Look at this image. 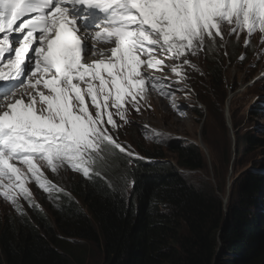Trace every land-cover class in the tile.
<instances>
[{"label":"snow or ice","instance_id":"snow-or-ice-1","mask_svg":"<svg viewBox=\"0 0 264 264\" xmlns=\"http://www.w3.org/2000/svg\"><path fill=\"white\" fill-rule=\"evenodd\" d=\"M225 27L246 32L245 46L264 36V0H0V197L23 214L30 181L56 188L41 164L91 178L116 150L132 157L114 116L129 123L126 104L139 112L148 85L170 94L147 69L162 71V56L182 61L170 67L181 77L185 57L223 41ZM90 39L113 45L106 58L87 61L100 51Z\"/></svg>","mask_w":264,"mask_h":264},{"label":"trees","instance_id":"trees-1","mask_svg":"<svg viewBox=\"0 0 264 264\" xmlns=\"http://www.w3.org/2000/svg\"><path fill=\"white\" fill-rule=\"evenodd\" d=\"M237 44L240 52L235 46L229 51L228 44L225 54L242 61L246 46ZM205 76L204 94L211 99V89L221 90L222 103L227 94L221 66L213 60ZM200 101L212 114L208 102ZM192 110L202 116L199 107ZM262 111L264 101L255 108L257 116ZM230 122L234 165L264 148V131L252 134L232 113ZM137 147L139 154L132 157L116 150L94 166L91 178H73L67 191L57 192L51 217L36 205L28 214L0 216V264H264V166L253 165L233 178L224 203L222 168L229 156L211 161L212 182L186 174L207 170L196 142L155 140ZM82 243L90 246L87 258L72 251H80Z\"/></svg>","mask_w":264,"mask_h":264},{"label":"rangeland","instance_id":"rangeland-1","mask_svg":"<svg viewBox=\"0 0 264 264\" xmlns=\"http://www.w3.org/2000/svg\"><path fill=\"white\" fill-rule=\"evenodd\" d=\"M226 31L227 29L225 28ZM240 35L245 36L237 38L234 35L227 42L225 40L221 41L222 46L220 48L215 47L214 44H208L207 47L210 52L205 49L199 51L196 55L188 54L191 66H184L190 73L186 80L188 84L180 81L177 83L178 80L171 78V70L169 74L164 71H158L157 74L165 81L163 82V92L170 94H162L159 87L153 89L147 100L139 101L140 111H136L134 115H131L128 119L130 122L127 124L117 118L118 116H114L117 124L120 125L112 132L117 142L121 143L127 151L132 152L134 155L139 154L137 150L139 142L143 145H150L155 140L168 141L171 139L196 142L198 145L199 142H202L204 149L199 146L206 157L207 170L205 169L202 172L186 171V174L196 178L210 177V180L214 182L211 161L223 155L229 156L231 158L230 164L227 168H222L225 170L226 175V185L223 192L225 197L229 191L227 184H231L233 178L240 172L253 165L264 166V148H257L254 152L243 155L234 165L231 163L233 161V133L230 132L226 117L230 122L232 113L236 120L241 121L242 124L246 123V127L250 125V132L252 131L251 133L256 136H260L262 131H264V113L262 111L257 116L255 112L257 103L264 101V43L261 42L264 36L259 31L255 32L251 36L253 39L250 38V43L246 46V50L243 53L246 59L239 61V56H234L233 58L231 53L226 55L225 47L231 44L232 46L229 49L231 51L234 46L235 48L240 46L237 42H241V39H248L245 38L247 36L246 32H242ZM212 46L214 48L211 51ZM242 50L243 48H241ZM237 51L240 52L239 49ZM257 52L258 55L256 57ZM159 58L164 59L167 67L175 65L174 63L177 64L176 60L165 59L162 56H159ZM213 60L221 66L224 74L222 80L227 97L222 103H219L218 99L222 98L223 91L211 89V99H208L207 94H204V90L207 88L206 83L209 81L205 76V71L212 65ZM200 99L208 102L210 107H212V114H209ZM192 104L200 108L201 117L193 112ZM214 104H219L220 106L217 107ZM221 110L222 115H220ZM108 127L110 128V125ZM155 132L160 133V136L157 137ZM205 142L211 145V150L207 148ZM42 171L47 179L56 185V188L46 192L39 188L34 180L30 181L27 187L31 191V201L39 200V209L44 211L47 217H51L50 203L54 198L53 193L57 189H69L71 180L82 173L72 171L67 167H61L57 173H53L47 167L42 166ZM117 184L119 183L117 182ZM18 203L21 209L24 210L23 213L28 214L29 202L23 196H20ZM10 214L19 216L20 212L10 202L0 197V216L3 217V215L8 216ZM79 248L80 251H77V247H74L72 251L77 256L84 255L87 258L90 246L82 243ZM74 264L79 263L74 261ZM91 264L94 263L91 262Z\"/></svg>","mask_w":264,"mask_h":264},{"label":"clouds","instance_id":"clouds-1","mask_svg":"<svg viewBox=\"0 0 264 264\" xmlns=\"http://www.w3.org/2000/svg\"><path fill=\"white\" fill-rule=\"evenodd\" d=\"M225 28H226V27H225ZM226 29H227V28H226ZM235 36H236V35H235ZM242 36H245V35H239V38H241ZM231 37H234V35H233V36H229V35L227 34V31H226V32H225V38H224L225 42H227L228 40H230ZM245 38H248V35H247ZM251 39H253V38L251 37ZM224 40H223V41H224ZM244 41H245V39H241V43H244ZM88 43H89L90 45H92L95 49H98V50H100V51H104V52H105V57H102V56L100 55V51H96V52L90 53L89 56L87 57V61H88V62H91V61L96 60V59L106 58V56H107V52H106V50L113 46V45H111V44H107V43H98V42H96V41H94V40H91V39L88 41ZM219 43H221V40L218 38V39H216L214 46L220 48L222 44L219 45ZM208 44L211 45V42H208V43L205 44L204 50L206 49V51L209 50L208 47H207ZM244 44H245V43H244ZM256 54L258 55V52H257ZM158 58H159V56H158ZM164 63H165V62H164ZM177 64H178V62H177ZM168 65H169V64H168ZM147 71H148L152 76H154V77L158 78L159 80L165 82L164 79H163L160 75L157 74V72L160 71V70L147 69ZM163 71H164L166 74H169V73H170V66H168L167 68L164 67L163 70H162L161 72H163ZM185 71H187L186 68H183L182 72H185ZM173 74H174V73H172L171 78H173ZM263 75H264V74H263ZM186 84H188V83L186 82ZM152 91H153V88L151 87V85H148V91H147V93H146V99H145V100H147V99L149 98L148 96H149V94L152 93ZM187 98H189V97H187ZM88 103L90 104V101H88ZM192 106H193V104H192ZM126 107L128 108V111H127V113H126V116H127V119H129V118L131 117V115H134V114L136 113V111H135V109L132 108L131 104H126ZM91 110H92V109H91V107H90V111H91ZM113 111H115V110L113 109ZM117 118H119V117H117ZM199 143H200V142H199ZM199 145H200V144H199ZM42 166H43V164H41V168H42ZM262 170H264V169H262ZM78 176H80V177H82V178L85 177V176H83L82 174H80V175H78ZM62 191H63V190H62ZM65 191H67V190H65ZM57 192H58V190H56V191L53 193L54 198H53L52 202L50 203V205L53 203L55 197L57 196ZM32 205H36V206H38V207L40 208V202H39V200H36V199H35V202L32 201ZM32 205H29L27 210H29V208H31ZM23 211H24V210H23ZM18 215H20V214H18Z\"/></svg>","mask_w":264,"mask_h":264},{"label":"water","instance_id":"water-1","mask_svg":"<svg viewBox=\"0 0 264 264\" xmlns=\"http://www.w3.org/2000/svg\"><path fill=\"white\" fill-rule=\"evenodd\" d=\"M226 122H227V125H228L229 129H230V132L233 133V132H232L231 125H230V122H229V120H228L227 117H226ZM232 139H233V142H232V144H233L232 160H233L234 157H235V153H236L235 148H234V136H232ZM199 144H200V146L202 145L201 142H200ZM262 169H263V168H262ZM229 186H230V183L227 184V188H229ZM228 195H229V191L227 192V197H224V198H223V202H224V203H226L227 198H228ZM226 217H227V213H226V211H225L224 219H223V222H222V225H221L220 230H222V229L224 228V226H225V223H226Z\"/></svg>","mask_w":264,"mask_h":264},{"label":"bare ground","instance_id":"bare-ground-1","mask_svg":"<svg viewBox=\"0 0 264 264\" xmlns=\"http://www.w3.org/2000/svg\"><path fill=\"white\" fill-rule=\"evenodd\" d=\"M185 58H187L189 61H190V59L188 58V56H186ZM182 59H184V58H182ZM177 61V60H176ZM175 61V62H176ZM178 62V64L179 63H181L182 61H177ZM174 64H176V63H174ZM165 65H167L166 63H165ZM187 66V65H186ZM166 68H167V66H165ZM187 70V69H186ZM189 75H190V73L188 72V71H185V72H182V76L181 77H177L175 74H173V78H175L176 80H178V81H180L181 83H186V80H187V78L189 77ZM157 92V91H156ZM152 94V93H151ZM160 99V98H159ZM161 100V99H160ZM161 102H162V100H161ZM171 103V102H170ZM164 104V103H163ZM169 104V103H168ZM170 111V110H169ZM149 119V118H148ZM153 119V118H152ZM168 119V118H167ZM170 119V118H169ZM147 121V120H146ZM161 128V127H160ZM173 132V131H172ZM156 133V132H155ZM175 133V132H174ZM201 144H202V142H201ZM203 145V144H202ZM202 145H201V147H202ZM203 149H204V147H202ZM82 181V180H81ZM75 183V182H74Z\"/></svg>","mask_w":264,"mask_h":264}]
</instances>
